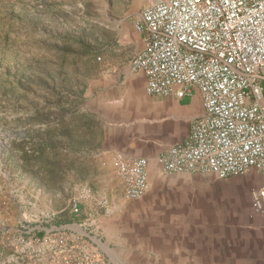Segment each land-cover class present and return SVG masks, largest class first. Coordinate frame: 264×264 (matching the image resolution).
<instances>
[{"label": "rangeland", "instance_id": "obj_1", "mask_svg": "<svg viewBox=\"0 0 264 264\" xmlns=\"http://www.w3.org/2000/svg\"><path fill=\"white\" fill-rule=\"evenodd\" d=\"M151 1L0 0V264H60L33 241L57 232L70 264H264L259 186L148 159L147 191L127 200L103 155L119 119L122 141L170 137L151 130L165 97L129 68Z\"/></svg>", "mask_w": 264, "mask_h": 264}, {"label": "built area", "instance_id": "obj_2", "mask_svg": "<svg viewBox=\"0 0 264 264\" xmlns=\"http://www.w3.org/2000/svg\"><path fill=\"white\" fill-rule=\"evenodd\" d=\"M134 28L141 48L129 68L144 76L148 95H192L203 113L187 135L158 156L164 174L212 175L216 179L264 176V0H155L143 6ZM123 196L136 200L148 189L147 157L111 156ZM264 215V183L251 199ZM78 204L72 211L77 213ZM33 241L70 264L67 237L44 234ZM85 258L75 264H92Z\"/></svg>", "mask_w": 264, "mask_h": 264}, {"label": "crops", "instance_id": "obj_3", "mask_svg": "<svg viewBox=\"0 0 264 264\" xmlns=\"http://www.w3.org/2000/svg\"><path fill=\"white\" fill-rule=\"evenodd\" d=\"M155 1V0H153ZM151 1V2H153ZM146 5V4H145ZM144 5V6H145ZM143 7V6H142ZM140 40V47L142 45V35L137 32ZM138 49V50H139ZM143 76V75H142ZM144 77V76H143ZM261 85L263 89V102H264V78L261 79ZM160 97V96H159ZM165 103L167 107L163 109L166 113L165 117H162L160 120L151 121V130L154 132H160L164 134L170 135L168 139H150V138H141L137 137L133 133L129 135V139L127 141H122V137L124 136L125 129L123 120L119 119L118 122L113 125L114 127H109V133L112 141L107 143L106 148L104 150V157L110 158L115 152H122L126 155L132 157L144 156L148 159H151L155 163H158V156L165 151L170 145L173 143L183 139L188 131L191 121L201 115L203 113L201 99L199 94L194 91L192 95H187L183 98L177 99L174 97H165ZM111 160V159H110ZM245 181L248 184H254L255 186H259L264 183V176H261L256 173L254 175L252 172L246 175ZM259 179H258V177ZM120 181V180H119ZM262 223L260 227L264 229V215L262 214ZM264 236H261V239ZM264 250V245L262 247ZM264 259V258H263ZM264 263V261H263Z\"/></svg>", "mask_w": 264, "mask_h": 264}]
</instances>
